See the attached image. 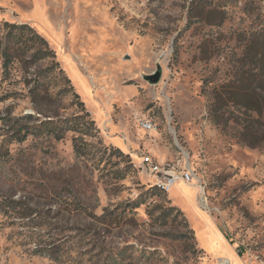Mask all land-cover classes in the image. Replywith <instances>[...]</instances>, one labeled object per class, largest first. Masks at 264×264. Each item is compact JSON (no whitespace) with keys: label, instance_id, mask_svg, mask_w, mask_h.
Returning <instances> with one entry per match:
<instances>
[{"label":"rangeland","instance_id":"rangeland-1","mask_svg":"<svg viewBox=\"0 0 264 264\" xmlns=\"http://www.w3.org/2000/svg\"><path fill=\"white\" fill-rule=\"evenodd\" d=\"M261 30L264 0H0V264H264L236 119ZM146 154L194 181L161 192Z\"/></svg>","mask_w":264,"mask_h":264},{"label":"trees","instance_id":"trees-1","mask_svg":"<svg viewBox=\"0 0 264 264\" xmlns=\"http://www.w3.org/2000/svg\"><path fill=\"white\" fill-rule=\"evenodd\" d=\"M41 40L46 44L43 39ZM247 50V65L249 68L242 73L243 79L251 83L250 88H248V104L242 107L245 111L244 115L246 119L243 123H241V119H236L237 123L244 126L240 133V140L251 147H257L264 146V91L260 84L262 82L264 83V30L251 34L248 40ZM49 53L54 55L52 50L49 51ZM259 84L260 89L257 87ZM258 90H260V92H258ZM213 113L215 112L213 111ZM213 119L218 123L220 122V118L216 114L215 116L213 115ZM75 152L77 155H81L77 146L75 147ZM171 209L183 215L177 208ZM184 219L186 227L189 228L185 217ZM190 233L194 236L193 230H190Z\"/></svg>","mask_w":264,"mask_h":264},{"label":"built area","instance_id":"built-area-1","mask_svg":"<svg viewBox=\"0 0 264 264\" xmlns=\"http://www.w3.org/2000/svg\"><path fill=\"white\" fill-rule=\"evenodd\" d=\"M141 127L147 132L155 130L151 120L142 121ZM139 169L149 179L153 187L164 193H169L178 182L189 184L194 181L193 171L189 167L163 163L150 154L141 156Z\"/></svg>","mask_w":264,"mask_h":264},{"label":"water","instance_id":"water-1","mask_svg":"<svg viewBox=\"0 0 264 264\" xmlns=\"http://www.w3.org/2000/svg\"><path fill=\"white\" fill-rule=\"evenodd\" d=\"M161 78H162L161 67H158V69L155 72L145 76V80L154 85L158 84Z\"/></svg>","mask_w":264,"mask_h":264},{"label":"bare ground","instance_id":"bare-ground-1","mask_svg":"<svg viewBox=\"0 0 264 264\" xmlns=\"http://www.w3.org/2000/svg\"><path fill=\"white\" fill-rule=\"evenodd\" d=\"M183 183V182H182ZM184 184H187V183H184ZM188 186V185H187ZM189 186H191V185H189ZM189 188H192V187H189ZM194 188V190H196V192H197V187H193ZM171 191V190H170ZM207 221V220H206Z\"/></svg>","mask_w":264,"mask_h":264},{"label":"crops","instance_id":"crops-1","mask_svg":"<svg viewBox=\"0 0 264 264\" xmlns=\"http://www.w3.org/2000/svg\"><path fill=\"white\" fill-rule=\"evenodd\" d=\"M172 190V189H171Z\"/></svg>","mask_w":264,"mask_h":264}]
</instances>
